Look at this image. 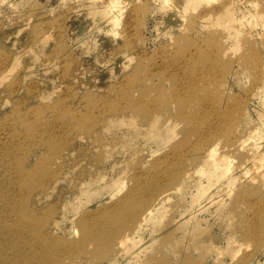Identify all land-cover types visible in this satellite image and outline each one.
Here are the masks:
<instances>
[{"label":"bare ground","instance_id":"obj_1","mask_svg":"<svg viewBox=\"0 0 264 264\" xmlns=\"http://www.w3.org/2000/svg\"><path fill=\"white\" fill-rule=\"evenodd\" d=\"M86 1L87 4H90V8L88 9L84 31L91 32L95 30L108 38H113L112 41L114 42H117V36L122 37L123 43L130 45L132 48L135 46L134 41L138 39V34L135 32L137 19L147 6L155 8L158 6L163 12L166 18L165 28L170 25L171 28L176 30L177 26H181L187 14L186 31L189 29L194 33L193 28L197 24L202 28L219 26L221 28L219 29L220 36L228 41V46L227 49L220 52L203 51L202 45L196 36L186 37L185 44L180 48L181 51L176 53L175 56H171L173 58L166 57V65L154 63V61L148 63L149 65L147 64L145 67L135 65L131 70V74L123 77V81L127 86L122 85L124 86L121 89L122 91L83 97L75 91L73 83L68 80L70 78L71 82L72 80L75 81L74 74L69 77L68 66L71 53H69L70 51L67 52V47L63 45L56 47L52 54V57L55 56L50 59V65L58 69L62 67V70L57 77V83L56 81L54 83V92L51 90L47 92L51 84H42L43 77L47 75H42L38 71L35 77L40 76L42 79L39 78V82L26 86L25 83L31 81H27L29 75L24 73L26 69L16 71V66L20 63L14 61L13 58L15 57L10 54L8 48L0 45V87L9 80L15 79L14 87L8 86L5 89L6 94H2L4 93L2 92L5 88H3L4 85L2 86L3 89L0 88L2 90V97L0 98L1 133L7 139H11L13 136L14 144L18 145L14 150H22L20 154L23 155L22 159H25V161L19 164L18 181L21 183L20 189L23 190L25 198L33 199L36 201L37 206L46 198L52 199L49 209H46L39 217L34 214L35 207L33 212L31 206H25V198L18 202L8 194L3 197L0 195V264H28L20 261L19 258L24 256L25 248L34 246H40L48 252L57 253V258L61 255V253H58L60 250H65L64 253H70L75 259L87 257L85 249L88 240L96 242L102 250L106 247L107 242L110 241L111 243L122 227L133 226L134 224V227H132V249L125 251L117 264H126L127 262L142 264L144 261L141 255L145 251L144 247L147 246L146 238L149 234V226L161 206L170 200L172 192L180 189L181 186L179 184L172 188H164L167 182L176 183L179 180H184L188 182L187 185H195L194 192L191 195L189 212L183 213L182 211L180 214L182 218L187 215L192 216L194 213L196 214L193 217L201 216L203 212L208 211H217L223 215L226 209L232 208L233 219L236 217L245 221L248 218L252 219L257 204L264 202V114L259 118L261 125L255 128L259 132L252 136V145L248 147L250 157L255 159L258 177L240 175L239 171H243L244 161L240 160L232 166L231 159L227 155V152L232 150L235 144L223 143L219 145L216 140L222 137L223 134L230 136V133H233L231 128L236 124V116L239 118L244 113L241 103L237 107V104L233 101L230 103L231 97L227 99L228 91L230 88L235 87L234 84L229 83L226 86L224 85L223 90H219L221 83L217 80L221 79L222 72H219L218 68L223 66L232 68L234 62L240 58L245 59V65L254 61V57L251 56L252 52L248 53L247 58L243 55L237 59L230 58L229 54L234 53V48H237L242 38H245V36H242L245 30H248L250 37L254 36L253 24L257 23L259 14L252 9L242 11L241 9L244 6L242 0ZM249 6L255 7L256 3L249 4ZM52 20L53 24L51 25L54 27L57 19L52 18ZM182 28H184L183 25ZM225 28L226 33H223ZM22 29L23 26L19 27L18 32ZM52 33L53 31L49 27L41 37L47 40L52 39ZM214 37L217 40V37ZM54 38H56L55 28ZM32 41L35 42V37ZM60 42L62 43L63 40H60ZM262 43H264V39ZM131 52L132 56L139 58L140 52L137 53L134 50ZM262 56L264 57V52ZM178 68L184 71V75L180 76ZM242 73L244 72L242 71ZM231 76H233V72L230 73V78L234 79ZM167 78L170 81L169 84ZM187 84L196 90H199L200 87H206V85H210V91L215 92L214 89H218L215 94L219 107L216 108L212 94L209 95L211 99L206 96H195L190 90H185L184 87ZM167 89L169 94L165 93ZM260 95L261 101L264 94L261 93ZM181 99L187 101L198 100L200 106L190 113L185 112L184 108L183 110L181 108L177 109L178 116L189 115L180 119V121L185 119L192 124L198 121L195 117L200 115L201 127L193 134H190L188 129L185 128L180 138L171 145L172 150L159 160L156 158L146 173H135L133 186L117 198L112 209L84 210L76 219L80 226L77 240L71 242L65 236L58 235L61 231H66L63 225H58V223L61 220H67L57 216L50 223L49 218L51 219L53 216L54 205L61 202V209L58 210L66 209L70 212L69 217L72 218L76 212L82 211L89 204L87 196H89L92 186L89 183L87 184L88 173L81 165L85 163L81 160V151H73L77 143L75 138L73 142L53 149L50 142L55 136L51 130V125L53 123L63 125L64 129H69L64 132L65 134L71 130L69 135L77 127H81V131L77 134L84 133L87 130V110L103 104L101 110L105 114L99 117L98 121L106 116H111L113 113L110 112L120 111V113L109 117L113 122H110L111 125L106 126L107 129L114 130L113 133L117 134L116 140L120 141L118 147L120 145L122 148L128 146L138 136L139 132L143 133L142 137L138 138L139 142L149 141L153 145L158 132L153 125L156 119L152 116L153 113L150 114L151 109L156 107L159 111H165L170 103H177V101L181 103ZM204 106H211L216 109L205 113L202 111ZM262 107H264V102ZM226 108L228 109L226 110ZM252 109L253 106L251 105L250 110L252 111ZM135 112L140 116V120L133 119ZM180 116L179 118H181ZM126 117L130 119V122L131 120L139 122V127L137 126L138 128H135L132 132H127L125 130ZM61 133L62 130H59L58 134ZM76 138L79 141L83 140L80 135H77ZM242 143L243 141H240L236 145L240 146ZM38 149H42V152ZM9 153L1 151L0 147V167L9 160ZM199 161L203 162V166H196L190 171L193 164ZM173 164L176 165L173 166ZM72 168H75L74 174L72 173L66 177ZM231 171H235L238 176H227ZM97 172H92L91 177ZM191 176L195 179L198 178L195 183L189 181ZM163 178L166 181H161ZM58 182H61L60 186L57 185ZM61 184H64L63 187L70 184L76 185L80 189V195H73L68 192L65 194L54 193L59 190ZM182 199L180 198V200ZM178 205L181 206L179 203ZM262 207H264V204ZM22 208L24 210L21 214ZM246 210L251 211V213L248 214ZM263 211L264 209H262L261 214ZM13 214L18 216L19 227L21 228L19 232L16 229L11 230L9 227V221H11ZM212 217L215 220L218 215ZM248 230L252 233L256 229L252 225ZM101 231L104 234L101 238L102 245L97 237V234ZM26 233L29 235L27 236ZM68 233L72 235L73 232L68 231ZM197 233H201V231ZM15 234L17 244L20 247L14 253L8 252L6 244L13 239ZM137 234L139 235L137 236ZM92 237L93 239H91ZM115 240L113 243L121 247L127 237ZM83 250L84 253L81 254L80 252ZM123 251L120 253H123ZM98 252L101 251L98 250ZM164 260V258H157V263L154 264H163L162 261Z\"/></svg>","mask_w":264,"mask_h":264},{"label":"rangeland","instance_id":"obj_2","mask_svg":"<svg viewBox=\"0 0 264 264\" xmlns=\"http://www.w3.org/2000/svg\"><path fill=\"white\" fill-rule=\"evenodd\" d=\"M242 1L244 2L242 11L252 9L259 14L257 23L253 24L255 34L250 37L248 30H245L242 33L245 38H242L238 47L234 48L235 52L229 55L233 59L243 55L247 58L248 53L252 52L251 56L254 57V61L245 65V59L240 58L234 62L235 64L232 65V68L230 66L218 68V71L222 72L221 79L217 80L221 83L219 90H223L224 85L234 84L235 87L230 88L228 91L227 99L231 97L230 103L233 101L237 104V107L241 103L244 113L239 118L236 116V124L231 128L233 133L231 132L230 136L223 134L222 137L216 140L219 145L223 143L235 144V147L228 151L227 155L231 159L232 166L236 165L240 160L244 161L242 165L243 171H239L240 175L258 177L255 159L250 157L248 147L252 145V136L259 132L255 128L261 125L259 118L264 114V107H262L264 98L261 101L259 98L261 93L262 95L264 94V57L262 56L264 52V43H262L264 39V0ZM252 3H256V6L250 7L249 4ZM89 8L90 4H87L86 0H0V45L8 48L10 54L15 57L13 58L14 61L20 63V66H16V71H24L26 69L24 73L29 75L27 81L31 80L25 83V85L27 84L26 86L39 82V78L42 79L40 76L35 77L39 71L42 75H47L43 77L42 84H51L47 92L49 90L54 92V83L55 81L57 83V77L60 75L62 67L58 69L51 66L50 59L55 56L53 55L52 57V54L56 47L61 45L67 47V52L70 51L69 53H71L68 70L69 77L74 74L75 81L72 80L71 82L70 78L68 80L73 83L75 91L83 97L96 94L102 95L105 92L115 93L116 91H122L121 89L127 86L123 81V77L131 74V70L135 65L145 67V65L153 61L154 63L166 65V57L170 58L179 53L181 51L180 48L186 42V37L196 36L202 45L203 51L220 52L223 49H227L228 46V41L220 36L219 29L221 28L219 26L202 28L197 24L193 28L194 33L189 29L186 31L185 26L188 24L187 14L186 20L184 19L181 26L176 27V30L171 28L170 25L165 28L164 22L166 18L163 12L158 6L156 7L157 9L147 6L137 19L135 32L138 34V39L136 37L135 46L132 48L130 45L123 43L122 37L117 36V42H114L112 41L113 38H108L95 30L91 32L84 31ZM65 12L66 14H64ZM52 18L57 19L54 27L51 25L53 24ZM15 24H17L16 27ZM182 25L184 28H182ZM17 26L18 28L23 26V29L18 32ZM49 27L53 33L52 39L47 40L41 36ZM54 28L56 38L53 39ZM224 30L223 33H226V28ZM214 36L217 37V40L214 39ZM34 37L35 42L32 41ZM60 40H63V42L61 43ZM133 50L137 53L140 52L139 60L131 55ZM144 57L146 58L144 59ZM224 57L226 58V56ZM136 61H139V64ZM178 71L180 76L184 75L183 70L178 68ZM232 72L233 76L231 77L234 79L230 78V73ZM166 80H168L167 83L169 84V79L167 78ZM7 83L3 84L4 86L2 85L3 88L5 87L4 89L2 86L0 87L3 89V91L0 90V98L2 94H6L5 89L8 86L14 87L15 79H11ZM209 86L206 85V87H200L199 90H196L187 84L184 88L185 90H190L198 97L206 96L211 99L209 95L212 94L213 102L217 108L219 104L215 92L218 89H214L215 92H213L209 90ZM165 93L169 94V90L167 89ZM181 100V103L178 101L177 103H170L165 111H159L156 107L151 109L150 114L153 113L152 116L156 119L153 125L158 132L153 145L149 141L139 142L138 138L143 135V133L139 132L138 136L128 146L122 148L120 145L118 147L120 141L116 140L117 134L113 133L114 130L107 129L106 126L108 124L111 125L110 122H113L109 117L120 113V111L110 112L113 113L111 116H106L98 121V118L105 114L101 110L103 104L87 110V130L84 133L77 134V132L81 131V127H77L69 135L71 130L65 134L64 132L69 129H64L63 125L57 123L51 125V130L55 136L50 142L53 149L57 146L62 147L71 143L75 138L77 143L73 151H81V160L85 161L81 165L88 173L87 184L89 183L92 186L89 191L90 194L87 196L89 204L82 211L76 212L72 218L69 217L70 212L66 209L58 210L61 209V202L54 205L53 216L51 219L49 218L50 223L57 216L67 220H61L58 223V225H63L66 229L65 232L61 231L58 235L65 236L71 242L77 240L80 226L76 219L84 210L112 209L117 198L133 186L135 173H146L156 158L159 160L172 150L171 145L180 138L185 128L188 129L190 134H193L201 127L200 115L195 117L198 121L191 124L185 119H183L185 122L180 121V119L189 115H184L183 117L179 115L181 117L179 118L177 112V109L181 108L183 110L184 108L185 112L190 113L200 106L197 102L198 100ZM251 105L253 106L252 111L250 110ZM216 108L204 106L202 111L206 113ZM251 114L253 115L250 117ZM133 119L136 121L140 120L137 112H135ZM134 120L130 122L128 117H126V122L123 120L127 132H132L139 127V122ZM1 130V151L10 153L9 160L0 167V195L3 197L8 194L19 202L25 196L23 190L20 189L21 183L18 181V167L25 159H22L23 155L20 154L22 150H14L18 145L14 144L13 136L11 139H7L3 136ZM59 130H62L60 135L58 134ZM77 135L82 136L83 140L79 141L76 138ZM168 135L169 137L167 138ZM240 141H243L242 145L237 146L236 144ZM38 151L42 152V149H38ZM175 165L173 164V166ZM196 166H203V162L194 163L190 171ZM74 171L75 168H72L66 177L72 173L74 174ZM92 172H97V174L91 177ZM230 175L238 176L235 171H231L227 176ZM197 179L191 176L189 181L195 183ZM161 181L164 182L166 180L163 178ZM60 183L58 182L57 185L60 186ZM187 183L184 180H179L176 183H166L164 188H172L179 184L181 186L180 189L172 192L170 200L161 206L149 226V234L146 238L147 246L144 247L145 251L141 255L145 264L157 263V258H164L163 264H264V211L261 214L262 209H264L262 207L264 202L257 204L255 215H253L252 219H245L246 222L236 217L233 219L232 208L226 209L223 215L217 211H208L203 212L201 216L193 217L196 214L194 213L192 216L187 215L182 218L180 216L182 211L183 213L189 212L191 195L195 189V185H187ZM61 185L59 190L54 193L65 194L68 192L73 195H80V189L76 185L70 184L65 187H63L64 184ZM247 185L250 186L251 184ZM180 198L183 199L180 200ZM24 204L25 206H31L32 211L35 207L34 214L41 217L45 210L49 209L52 199L46 198L37 206L36 201L25 198ZM23 210L22 208L21 214ZM246 211L248 214L251 213L249 210ZM213 215H218V217L213 220ZM10 220L9 227L11 230L16 229L19 232L21 228L19 227L18 216L13 214ZM134 225L122 227L111 243L110 241L107 242L106 247L102 250L96 242L88 240L87 248L85 249L87 257L75 259L70 253H64L65 250H60L58 253H61V255L57 258V253L48 252L40 246H34L25 248V254L19 260L28 264H117L125 251L132 249V227ZM252 225L256 230L250 233L248 229ZM68 231H72V235ZM199 231L201 233H197ZM16 234L6 244L8 252L14 253L20 247L16 241ZM26 235L28 236L29 234L26 233ZM103 235L102 231L97 234L101 245ZM121 237H127V240L121 247H118L113 241ZM98 250L101 252H98ZM121 251L123 253H120ZM80 253H84V250ZM179 256L180 258L178 259ZM150 257L153 260L148 259ZM126 264H130V262Z\"/></svg>","mask_w":264,"mask_h":264}]
</instances>
